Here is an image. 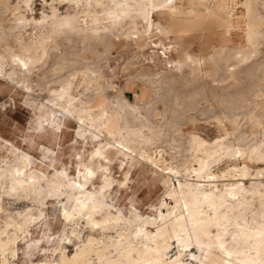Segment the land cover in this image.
I'll return each instance as SVG.
<instances>
[{
	"label": "bare ground",
	"instance_id": "1",
	"mask_svg": "<svg viewBox=\"0 0 264 264\" xmlns=\"http://www.w3.org/2000/svg\"><path fill=\"white\" fill-rule=\"evenodd\" d=\"M7 1L0 0V5L5 9L9 8ZM22 1L26 6L32 2ZM56 4L65 6V10L60 12V5ZM185 4L187 5L184 6ZM231 4L229 0H185L180 3L176 0H50V13H43L39 18H27L25 14L19 13L15 16L14 24H9V30H23L27 26L35 28L36 32L33 31L34 34L29 39H24L23 34L21 36L18 32L13 34L16 37L12 42L9 39L11 31L9 36H0V76L2 78L6 75L14 80L17 79L14 75L20 74L25 88L31 89L30 75L34 69H43L50 56L51 45L50 49L54 50L53 63L56 65H50V69H63L72 60L65 58L59 51V40L71 41L75 37L93 42L96 39L106 40L114 29L120 30V36L133 41L142 39L145 35L143 43L151 47L158 45L150 39L154 32L167 33L175 28L173 31L178 34L180 30L203 20L205 16L215 17L219 24L226 27L227 32L235 26L234 22L237 23L233 19L234 7ZM239 4L244 7L241 14L244 17V37L248 44H253L260 34L259 26L263 15L257 11L256 5L264 7V0H241ZM96 6L100 7L99 12L95 9ZM1 10L0 30L3 31L4 9ZM157 14L167 16L166 25L155 21L154 16ZM139 20L144 22L142 29L137 27ZM171 48L172 45L163 44L160 51L152 48L149 54L151 64L143 68L142 76L154 83L174 84L177 74L173 72L181 73L184 65H189L192 71L201 69L203 59L187 51L182 53L180 59H172L168 54ZM224 49V45L216 47L209 58L217 68L223 63L227 75L234 77L235 63L228 62L238 59V56L245 61V54L240 49L222 53ZM160 57L162 64L173 73L170 76L161 75L153 69ZM7 64L10 66L8 71L5 69ZM204 74L206 77L211 72L208 69ZM252 79L250 85L245 90L238 91L236 96L229 94V100L218 99L224 105L222 113L213 116L217 125L223 129L221 135L208 140L197 133H191L188 149L193 163L191 162L187 174L183 173L186 174L183 179L178 178L180 167L164 163L163 149L160 148L162 132L146 124L147 115L141 112L138 104L106 97L112 102L109 107L102 102L96 106L91 104L80 107L75 103L77 97L70 93V81L62 83L58 89L53 88L55 95L49 101L35 102L34 107L39 110L36 127L39 132L50 130L57 138L62 132L65 117L73 116L78 122L76 133L83 137L85 131L86 134L89 132L96 143L87 161L79 155L75 176H71L65 169L54 168L51 174L39 171L33 167L34 160L29 153L10 144L13 158L0 167V186L4 192L31 197L41 203L47 195H65L66 202L62 204L63 218L68 221L83 218L90 231L130 226L138 220L132 231L120 232V237L117 236L116 240L111 236H107L105 241L98 240L89 231L74 253L70 255L66 250L61 251L59 262L43 264H264V165H260L264 163V138L256 139L259 130L264 134V105L249 109L255 102L257 90V79ZM168 89L169 92L172 91L171 87ZM188 97L194 98L195 92L189 93ZM241 114L245 115V128L239 123ZM114 119L115 125L111 126ZM143 126L147 127L148 133L143 132ZM114 158L119 160L120 166L128 161L130 167L144 160L158 168L173 203L164 202L165 211H159L158 216L152 218H142L135 211L132 218L124 216L120 211L113 213L110 209L112 204L106 199V188L116 181L108 166ZM221 162L225 163L224 170L218 173ZM99 170L102 181L100 185H95L94 179ZM127 173L128 170L124 172L125 180ZM173 177H176L177 185L172 184ZM246 180L249 181L248 184ZM117 183L122 184L123 181ZM18 215V220L6 222V225L11 224L10 226L23 232L27 231L33 220L31 213L22 211ZM170 237L178 242L177 252L170 253ZM16 239L15 232H7L0 238L1 249L10 247L9 255L14 254ZM133 239L138 240L140 245L136 246ZM191 244L198 248V254L192 252L194 246H190ZM187 246L191 247L190 252L195 262L183 258L182 249ZM93 256L96 260H93ZM0 264L14 262L3 256Z\"/></svg>",
	"mask_w": 264,
	"mask_h": 264
},
{
	"label": "rangeland",
	"instance_id": "2",
	"mask_svg": "<svg viewBox=\"0 0 264 264\" xmlns=\"http://www.w3.org/2000/svg\"><path fill=\"white\" fill-rule=\"evenodd\" d=\"M239 1L241 0L238 2L229 0V3H232L231 5L234 7L233 19L237 20V23L234 22L235 26L227 32L226 27L219 24L215 17L205 16L203 20L180 30L178 34L173 31L175 28H171L167 33L154 32L150 39L158 45L151 47L149 44L143 43L145 35L142 39L133 41L120 36V30L114 29L113 34L109 35L106 40L96 39L93 42L80 37H75L71 41L59 40V51L65 58L72 60L71 64L66 65L63 69H50L56 65L53 63L54 50L50 49L51 45L49 47L50 56L43 69H34L33 74L30 75L31 89L25 88V82L20 74L14 75L17 77L14 80L6 75L2 78L0 76V167L4 166L5 161L12 160L13 154L9 148L10 144H13L18 149L30 154L34 160L33 167L39 171L51 174L56 168L65 169L71 176L76 175V162L79 155L84 161H87L96 140L89 136V132L86 134L85 131L83 137L76 133L78 122L73 116L65 117L62 132L58 134L57 138L50 130L39 132V129H36L39 110L34 107L35 102L41 100L47 102L53 98L55 95L52 92L53 88L58 89L62 83L70 81L71 91H69L77 97L75 103L80 107H88L91 104L96 106L100 102L109 107L112 102L106 97L138 104L141 112L147 115L146 124L160 129L162 132L160 148L163 149L164 163L180 167L178 169L181 173H178V178L183 179L193 163L191 151L188 149L191 133H197L208 140L223 133L222 127L217 125L213 116L222 113L224 105H221L222 103L220 104L218 99L229 100V94L236 96L238 91L245 90L250 85L253 78L252 80L257 79V90L254 97L255 102L249 106V109L264 105V7L261 4L256 5L257 11L261 15L263 14L262 23L259 26L260 34L254 41V43L256 42L253 43L254 45L248 44L244 37V17L241 16L244 7L239 4ZM7 2L9 7L7 9L2 4L0 5V10L4 9L1 11L2 24L4 23L5 29L4 32L0 30V36H9L11 31L9 39L12 42L18 32L21 36L23 34L24 39H29V36L36 32V29L31 26H27L23 30H9V24H14L16 15L22 13L27 18L31 16L39 18L43 13L51 12L50 0L47 2L32 0L29 6H26L22 0H8ZM176 2H185V0H176ZM234 2L237 3L234 4ZM224 3L226 2L224 1ZM56 5H60L58 6L60 12L65 10V6ZM95 9L99 12L100 7L96 6ZM154 19L163 25L167 23L166 15L157 14ZM143 25L144 22L139 20L137 27L142 29ZM162 44L172 45L168 53L172 59H180L185 51L195 57H200L204 60L201 69L192 71L189 65H184L181 73L180 71L173 72L177 74V81L174 84L154 83L149 78L143 77V68L151 64L149 62L150 50L154 48L160 51ZM220 45L225 46L222 53H227L230 49H240L245 54H242L245 56V61L241 56H238L239 61L235 58L228 62L235 63L234 77L227 75L223 63H220L217 68L209 58L213 55L214 49ZM161 58L153 69L160 72L161 75L170 76L173 73L162 64ZM261 60L262 62H260ZM9 67L8 64L5 66L6 71L9 70ZM208 69L211 74L205 77V70ZM250 69L253 71L250 72ZM182 73L184 74L182 75ZM170 87L172 91L169 92L168 88ZM193 92H195V97L190 99L188 94ZM176 98L178 99L176 100ZM190 103L193 105H189ZM115 122L114 119L111 126H114ZM239 123L242 128L246 127L244 114L240 115ZM142 129L144 133L149 132L146 126H143ZM105 135L108 137L107 134ZM263 138L264 134L259 130L256 133V139ZM224 164L220 163L218 173L224 170ZM260 165H264V163H260ZM108 166L110 174L116 180L112 186L106 188V199L112 204L110 209L113 213L120 211L124 216L132 218L135 211L142 218H152L157 217L159 211H165L164 202L173 203L162 182L163 175L160 170L148 162L141 160L129 167L127 161L120 166L119 160L114 158L108 163ZM126 170L128 173L125 180L124 172ZM185 172L186 174H183ZM94 180L95 185L101 184V170L98 171ZM118 181H123V183L118 184ZM248 183L249 181L246 180V184ZM172 184L177 185L176 177L172 178ZM64 197L65 195H47L41 203L31 197L7 194L0 186V238H3L7 232L9 234L15 232L17 236L14 254L9 255L10 247L4 250L0 247V259L5 256L14 264L56 263L60 260L61 251L66 250L65 252L70 255L74 253L80 245L81 239L85 238L90 230L83 218L77 217L70 221L63 218L62 204L66 202V197ZM22 211L30 212L33 217L27 231L23 232L13 225L10 226L11 224L6 225V222L18 220L20 218L18 212L22 213ZM137 221L132 222L130 226H114L107 228V231L90 232L98 240L105 241L108 239L107 236L116 240L120 237V232L132 231ZM150 226L152 227V225ZM133 242L136 246L140 245L138 240L133 239ZM168 242L170 243V253L177 252L178 242L173 237H170ZM190 246L182 249V256L184 259L187 258L195 262L190 252ZM192 252L198 254L199 250L194 246ZM93 260H96L94 256Z\"/></svg>",
	"mask_w": 264,
	"mask_h": 264
}]
</instances>
